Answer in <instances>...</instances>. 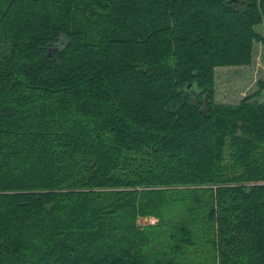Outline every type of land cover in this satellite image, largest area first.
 Listing matches in <instances>:
<instances>
[{"label":"trees","instance_id":"1","mask_svg":"<svg viewBox=\"0 0 264 264\" xmlns=\"http://www.w3.org/2000/svg\"><path fill=\"white\" fill-rule=\"evenodd\" d=\"M263 24L264 0H0V264H181L127 234L120 192L166 189L210 190L188 209L214 225L208 264H264V80L215 91Z\"/></svg>","mask_w":264,"mask_h":264},{"label":"rangeland","instance_id":"2","mask_svg":"<svg viewBox=\"0 0 264 264\" xmlns=\"http://www.w3.org/2000/svg\"><path fill=\"white\" fill-rule=\"evenodd\" d=\"M256 30L264 36V24L256 26ZM253 63L248 66H224L216 68V101L236 104L250 93L260 88L259 81L264 80V45L254 44ZM252 100L264 101V89ZM139 193H142L140 198ZM122 201L129 200L132 207L127 212V223L135 221L136 227L129 233L140 234L146 238V244L137 245V250L148 262L157 259H173L181 264H208L216 259L213 246L215 236L214 225L202 218L203 210H188L194 205L195 195H199L204 205L209 206L212 196L210 190L201 189H166L158 191L120 192ZM153 200L154 207L146 212H138L137 204ZM161 219V221H160ZM181 224L193 230L194 244L184 246L182 252L175 250L180 243Z\"/></svg>","mask_w":264,"mask_h":264}]
</instances>
